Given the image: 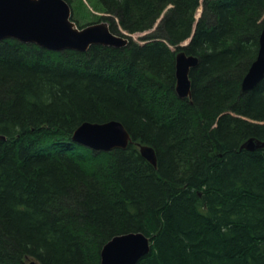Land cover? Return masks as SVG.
Listing matches in <instances>:
<instances>
[{
  "label": "trees",
  "instance_id": "obj_1",
  "mask_svg": "<svg viewBox=\"0 0 264 264\" xmlns=\"http://www.w3.org/2000/svg\"><path fill=\"white\" fill-rule=\"evenodd\" d=\"M97 1L105 15L89 23L125 31L128 46L0 41V264H100L131 232L151 240L138 264H264V148L240 149L264 141V79L242 90L264 0ZM180 51L199 59L190 99L176 93ZM113 120L127 148L74 141L82 123Z\"/></svg>",
  "mask_w": 264,
  "mask_h": 264
},
{
  "label": "water",
  "instance_id": "obj_2",
  "mask_svg": "<svg viewBox=\"0 0 264 264\" xmlns=\"http://www.w3.org/2000/svg\"><path fill=\"white\" fill-rule=\"evenodd\" d=\"M72 9L66 0H0V41L13 39L36 44L51 51L86 52L91 46L122 48L128 39L110 31L107 22L79 28L71 20ZM199 59L184 51L176 55V93L179 98L191 97L190 71ZM264 79V26L259 36L256 59L242 81L243 92L253 90ZM0 139L5 137L0 135ZM74 141L100 150L125 149L131 135L119 121L84 122L74 133ZM142 156L157 166L155 150L139 144ZM264 148V141L249 138L240 147L248 151ZM151 240L141 232L114 237L102 249L100 264H138L151 252ZM34 264V263H31Z\"/></svg>",
  "mask_w": 264,
  "mask_h": 264
},
{
  "label": "rangeland",
  "instance_id": "obj_3",
  "mask_svg": "<svg viewBox=\"0 0 264 264\" xmlns=\"http://www.w3.org/2000/svg\"><path fill=\"white\" fill-rule=\"evenodd\" d=\"M71 4H72V8H73V15L72 17L75 15V19H79L80 20V23L84 26H87L89 24L90 21H96V18L97 17H100V16H104L105 14L103 12H97V11H94V7L96 6H99V3L97 0H71ZM166 12V10H165ZM203 12V7L200 6L198 9H197V12H196V20H198L201 16ZM92 13L94 16H96L95 18H91V14ZM84 14L87 15V18H81ZM164 15V13H163ZM163 15L156 20V26H158L160 24V21L163 17ZM98 20V19H97ZM101 21H104V20H99V22ZM106 22V21H105ZM196 26V24H194L193 26V29L194 27ZM122 33L124 34H127L125 31H122ZM145 34H132V37H133V40L135 42H138V43H142V37H144ZM193 35V31H192V34ZM9 40V39H8ZM190 38L186 39L185 41L181 42V46H186L188 45L190 42H189Z\"/></svg>",
  "mask_w": 264,
  "mask_h": 264
},
{
  "label": "bare ground",
  "instance_id": "obj_4",
  "mask_svg": "<svg viewBox=\"0 0 264 264\" xmlns=\"http://www.w3.org/2000/svg\"><path fill=\"white\" fill-rule=\"evenodd\" d=\"M110 27H111V26H110ZM110 31H111L112 33H114L112 30H110ZM114 34H115V33H114ZM116 35H117V34H116ZM89 49H90V48H89ZM89 49H88V50H89ZM108 122H110V121H108ZM108 122H105V123H108ZM80 126H81V125H80ZM78 128H79V127H78ZM78 128H77V129H78ZM77 129H76V130H77ZM74 133H75V132H74ZM251 138H254V137H251ZM73 139H74V137H73ZM247 140H248V139H247ZM148 146L152 147L151 145H148ZM137 147L139 148V151H140L139 143H137ZM152 148H153V147H152ZM93 149H95V150H100V149H96V148H93ZM153 149H154V148H153ZM154 150H155V149H154ZM103 151H106V150H103ZM109 151H111V150H109ZM140 153H141V152H140ZM155 153H156V151H155ZM141 155H142V154H141ZM156 157H157V154H156ZM122 235H123V234H122ZM118 236H121V235H118ZM115 237H116V236H115ZM113 238H114V237H113ZM113 238H112V239H113ZM112 239H111V240H112ZM111 240H110V241H111ZM108 242H109V241H108ZM108 242H107V243H108ZM107 243H106V244H107ZM106 244H105V245H106ZM105 245H104V246H105ZM104 246H103V247H104ZM102 249H103V248H102ZM101 251H102V250H101Z\"/></svg>",
  "mask_w": 264,
  "mask_h": 264
}]
</instances>
